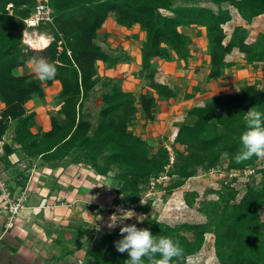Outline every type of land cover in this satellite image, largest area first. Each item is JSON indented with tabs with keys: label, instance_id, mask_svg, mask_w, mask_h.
Wrapping results in <instances>:
<instances>
[{
	"label": "trees",
	"instance_id": "1",
	"mask_svg": "<svg viewBox=\"0 0 264 264\" xmlns=\"http://www.w3.org/2000/svg\"><path fill=\"white\" fill-rule=\"evenodd\" d=\"M40 1L0 0V100L5 105L0 115V143L10 122L15 121L18 124L14 141L33 155L41 156L46 163L74 149L93 153L89 158L96 161V154L108 149V163L123 170L119 176L122 182L119 192L127 195L128 203H138L144 186L166 171L170 177L177 178L172 182L171 179L166 189L172 193L195 175L196 167H215L224 154L230 156L231 168L242 169L254 161L256 156L238 162L236 155L241 149L240 137L246 130L245 112L254 107L264 113V90L256 84L234 94L215 95L205 106L188 111L190 121L179 126L175 139L185 150L174 151L175 161L169 169L170 151L161 147L152 152L148 142L136 135L130 125L138 112L150 121L155 120L158 101L177 100L176 89L154 78L152 91L142 94L138 105L132 93L114 85L103 97L102 120L94 135H90L93 124L85 120L83 108L99 84L98 63L115 62L98 43L99 32L112 15L119 26L139 25L145 32L141 50L143 67L152 69L154 76L156 61L174 58L187 61L192 56L185 29L205 28L210 57L208 80H217L232 66L227 57L235 49L245 55L249 65L262 68L264 75V34L249 43L246 28L238 26L226 43L228 35L224 29L233 20L231 10L224 8L225 3L236 9L246 22H251L264 14V0H191L193 5L178 7H174V0H49L55 10L54 22L30 28L25 20ZM202 1L212 2L218 6L217 11L200 6ZM164 11L173 15H165ZM41 37L48 40V45L34 47L31 41ZM32 56H43L56 63V77L45 82L48 87L55 81L62 85L59 98L63 104L59 115L63 122L52 117V129L43 135L41 142L30 144L35 138L31 131L35 114L28 113L26 105L35 96H45L44 86L31 74L17 75L15 70H27L26 61ZM1 148L3 162L9 164L14 149L8 143H3ZM228 190L227 195H220L224 207L209 206L206 214L212 218L208 223L173 227L154 220L144 221L142 228L150 229L157 238L170 237L179 242L184 255L174 264H188V257L202 250L208 233L216 237L221 264H264V220L260 215L264 208V186L249 189L236 204L231 202L238 192ZM120 238L119 229L106 234L88 252L89 259H95L96 264H124L127 253L121 254L114 247V241Z\"/></svg>",
	"mask_w": 264,
	"mask_h": 264
},
{
	"label": "rangeland",
	"instance_id": "2",
	"mask_svg": "<svg viewBox=\"0 0 264 264\" xmlns=\"http://www.w3.org/2000/svg\"><path fill=\"white\" fill-rule=\"evenodd\" d=\"M187 5H193L192 1L174 0V7ZM199 5L215 11L218 9V6L210 1L199 2ZM224 8H229L233 15V20L224 26L228 35L226 43L231 39L235 28L238 26L246 28V37L249 43L255 42L260 35L264 34V14L254 18L251 22H246L238 11L228 3L224 4ZM163 13L168 16L173 15L168 11H164ZM113 25L111 27L106 26L107 29L105 28V31L99 32L98 43L115 62L112 64L98 63L97 77L99 78V84L84 102V118L93 124V130L90 135H94V130L97 129L102 120L100 112L105 107L103 97L113 90L114 85L120 87L124 92L132 93L135 103L139 105L141 95L151 92L152 82L154 80L157 81L152 69L144 70L142 57L140 58L141 60H137V56L135 55L136 48L142 50V43H137L133 37H130L134 44L126 48L124 46L126 43L122 40V37L125 36L123 30L119 34L115 28L112 29ZM185 32L190 37V48L194 51V57L192 58L191 56L190 58L198 59L197 61L192 60L190 64L192 62L197 63L198 61H203L205 64V59L209 58L206 29L194 26L185 29ZM175 60L179 61V59L174 58L166 62ZM236 60L238 66L232 70L226 69L222 77L217 79L214 87L209 88V92L206 95L199 96L194 100L192 108L205 106L215 95L237 93L241 88L250 84H256L260 90H264L262 68L247 65L245 55L244 57L240 55ZM168 65L164 69L169 76L167 85L172 87L173 82L170 78H176L175 74L178 72V68H172ZM20 70L21 68L15 70V73L22 75L26 73L31 74L34 80L39 81L44 86L45 91L47 87L46 82L37 79L30 65L27 70ZM176 82L178 81L176 80ZM213 89L215 90V95L211 91ZM200 102H204V104ZM62 104L63 101L59 98V95H55L52 99L46 93L44 97L35 96L27 103L26 108L28 113L35 114L31 125V131L35 138L30 141V144L34 141L41 142L43 135L52 129V117H56L60 122H63V118L59 115ZM4 109L5 106L0 100V115ZM186 117L187 120L185 122H189L190 117L188 113ZM162 121L165 124L167 120L164 117L160 118L157 124L154 123V120L150 121L141 112H138L130 125V129L148 142L152 152H156L161 147H170L173 151L184 152L185 146L178 145L175 142V130H172L171 126L160 124ZM45 122H47V126L44 124ZM17 124V122L11 121L9 129L3 138L2 144L8 143L14 149L13 153L9 156V164H5L16 167L14 172L18 173L19 177H24L30 182L35 173L32 171H42V168L46 167H50L53 170V174H49L50 176H48L50 179L54 177L53 175L59 169L65 172H61L63 175H69V177L65 178L60 176L59 179L56 176L54 177L57 181L56 184L53 183V185L49 186V193L51 192V196L55 195V199H59L57 200L58 203H53V206L50 205V207H55L59 204L73 209L74 218H76V221L73 223L76 227V235L81 237L87 234L86 238L83 237L87 240L88 252L98 245L106 234L120 228L121 224L119 223L114 229L109 230L107 227L112 215L115 214L118 217L121 215V212L118 210H132L136 213V216L142 215L140 219L143 222L156 220L173 227L185 223L191 225L205 224L212 218V216L206 214L207 211H210L209 206L219 204L224 207V204L220 202V195L222 193L227 195V192H229L228 188L238 192L235 199L231 202V204H236L242 200L249 189L263 188L264 186V159L256 157L252 163L247 164L242 169H237L230 167V156L224 154L215 167L210 169L201 166L196 167L195 175L172 193L166 190L170 182L164 185L157 183L156 185L153 182L157 181L159 177H154L150 184L144 186V191L140 196L139 202L128 203L125 199L127 195L120 194L119 192L122 187L119 176L123 173V170L116 165L108 163L107 158L110 155L108 149L99 151L96 154V161H91L89 158L93 153L83 149H74L50 163H46L41 156L33 155L30 150L22 148L21 145L14 141ZM181 124L178 122L177 127ZM163 127H166L167 131H161V129H164ZM36 176H39L36 181H42L40 172H37ZM161 176L168 177L170 180L172 179L171 182L177 180V178L170 177L168 171L162 173ZM0 182L5 181L0 180ZM49 182H52V180H49ZM152 186L155 190H153ZM58 191H60V194H58ZM69 192L72 193L71 197L75 196V199L71 200V202L66 200L67 195L70 194ZM41 202H44L43 208H49L47 197H44ZM41 202L40 204H36L37 208L42 207ZM260 215L262 220H264V208L260 210ZM136 216L130 220H124L123 223L136 224L138 228H142L143 222L138 223ZM162 217L164 218L163 220L161 219ZM115 222H119V220L116 219ZM188 236L190 239H193L192 234ZM215 240L216 237L213 233L206 234L202 250L189 256L188 264H221L217 256ZM86 264H96V260L90 258L86 261Z\"/></svg>",
	"mask_w": 264,
	"mask_h": 264
},
{
	"label": "crops",
	"instance_id": "3",
	"mask_svg": "<svg viewBox=\"0 0 264 264\" xmlns=\"http://www.w3.org/2000/svg\"><path fill=\"white\" fill-rule=\"evenodd\" d=\"M111 25H113L112 29L115 28L119 34L121 30H123L126 37H122V40L126 43L124 44L126 48L134 44L130 37H133L137 43L142 44L146 39V34L141 30L139 25L133 28L121 27L115 21L114 16L109 18L100 32L105 31L104 29L106 26L111 27ZM136 49L135 55L137 56V60H141V50L138 48ZM239 54L244 57V54L239 52L238 49H235L232 54L228 55L227 61L232 63V66L228 68V70H232L238 66L236 58L240 56ZM193 57L194 51H192V58ZM192 60L197 61L198 59L190 58V61L188 60L189 62L184 60H175L172 62L158 60L154 64V67L156 66L155 68L157 69L156 79L163 84H167L169 78L164 67L166 68L168 64H171L168 66L178 68V72L175 74L176 78H170L173 82L172 87L176 88L178 91V99L158 101L156 118L154 120V123L158 124V119L164 117L167 121H165V124L163 121L160 124L171 126L172 130H175V136H177L179 130L177 123H183V121L185 122L187 120L186 114L192 108L191 106L194 104V100L199 96L206 95L209 92V88H213L217 82V80H208L210 57L205 59V64L203 61H198L197 63L192 62V64H190ZM22 69L23 68H21V70ZM176 80L178 82H176ZM61 89V83L55 81L52 86H47L45 88V93L48 97L53 99L55 95H59ZM211 91H213L212 93L215 95V90L213 89ZM200 103L204 104V102ZM145 123L147 122L145 121ZM44 124L47 126V122ZM163 128L164 129H161V131H167L166 127ZM175 136L174 138H176ZM3 156L4 150L0 148V180L7 183L12 193L16 192L20 194L26 191L29 196V201L26 203V208L19 214L16 225L11 229H7L6 227L8 218L0 214V264H86L89 257L87 240H85L84 237L86 238L87 234L81 237L76 235V227L73 224L76 218H74L75 214L73 213V209L59 204L58 206L50 207L53 203H58L57 200L59 198L55 199V195L51 196V192L49 193V186L53 185V183L56 184L60 176L65 178L69 177V175H63L61 172L64 171L59 169V171L57 170L56 174L53 175L54 177L56 176L57 179L54 177L50 179L48 176H50L49 174H53V170L50 167H46L42 168L43 172L37 170L32 171L35 172L33 174V179H31L32 181H25L24 177L22 179V177L17 175L18 173L14 172L16 167L13 165H6L3 162ZM37 172H40L42 181H36L39 177L36 176ZM49 180H52V182H49ZM23 182L25 183L22 184ZM69 193L66 200L71 202V200L75 199V196L71 197L72 193ZM58 194H60V191H58ZM44 197H47L49 208H37L38 206H36V204H40ZM3 199L4 197H2L0 192V205ZM67 219L68 221H66ZM80 261H82V263H80Z\"/></svg>",
	"mask_w": 264,
	"mask_h": 264
},
{
	"label": "clouds",
	"instance_id": "4",
	"mask_svg": "<svg viewBox=\"0 0 264 264\" xmlns=\"http://www.w3.org/2000/svg\"><path fill=\"white\" fill-rule=\"evenodd\" d=\"M26 63L31 66L32 72L40 81L52 80L57 75L56 63L43 56L29 57ZM245 113L246 130L240 137L241 149L236 155V160L239 162L253 156L264 159V113L255 110L254 107ZM118 211L121 215L119 217L112 215L107 227L111 230L118 223L121 224L119 228L121 238L114 241V247L121 254L127 253L124 264H145V258L147 264H174V261L183 257L184 250L178 241L170 237L157 238L150 229L138 228L136 224H124V220L132 219L136 213L132 210ZM141 216H136L138 223L143 222ZM116 219L119 222H115Z\"/></svg>",
	"mask_w": 264,
	"mask_h": 264
},
{
	"label": "built area",
	"instance_id": "5",
	"mask_svg": "<svg viewBox=\"0 0 264 264\" xmlns=\"http://www.w3.org/2000/svg\"><path fill=\"white\" fill-rule=\"evenodd\" d=\"M55 10L50 5L49 0H41L33 9L31 16L25 20L26 25L30 28L38 27L41 24L53 23L54 22ZM2 147V143H0V148ZM170 151L171 155V163L167 167L173 165L175 161V152L171 150L170 147H167ZM219 171V170H215ZM169 178L165 176H160L159 179L154 181L157 183H161V185L167 184L169 182ZM153 187V186H152ZM153 190L154 187H153ZM0 192L2 197H4L2 204L0 205V214L5 215L8 218L6 223L7 229L13 228L18 220L19 214L26 208V203L29 201V196L26 191L18 193H12L10 188L8 187L6 182H0ZM44 202H41V206L43 207ZM82 263V261L80 262Z\"/></svg>",
	"mask_w": 264,
	"mask_h": 264
},
{
	"label": "bare ground",
	"instance_id": "6",
	"mask_svg": "<svg viewBox=\"0 0 264 264\" xmlns=\"http://www.w3.org/2000/svg\"><path fill=\"white\" fill-rule=\"evenodd\" d=\"M32 45L37 48H42L48 45V40L44 37L31 41Z\"/></svg>",
	"mask_w": 264,
	"mask_h": 264
}]
</instances>
